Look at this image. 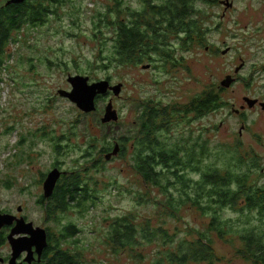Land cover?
Returning a JSON list of instances; mask_svg holds the SVG:
<instances>
[{
    "label": "rangeland",
    "instance_id": "obj_1",
    "mask_svg": "<svg viewBox=\"0 0 264 264\" xmlns=\"http://www.w3.org/2000/svg\"><path fill=\"white\" fill-rule=\"evenodd\" d=\"M227 2L230 7L226 6ZM88 3V19L95 13L93 4H99L100 11H104L105 5H113L109 0H88ZM41 8L52 10L49 5ZM198 8L199 17L204 15L202 24L205 26L202 27L207 31L201 40L175 36L170 41L167 60L161 54L153 55L139 65L98 66L97 37L83 35L80 23L73 26L71 22L59 23L50 13L46 21L48 28L58 31V36L43 32L41 38L38 28H24L12 35L10 44L3 46L0 64L3 68L0 69V122L13 132L8 140L6 135L1 140L7 151L4 158L0 157V172H8L10 180L0 177V207L12 209L15 216L25 212L28 219L25 223L55 233V223L45 220L42 207L37 205V199L43 194L40 175H46L54 161L64 167L74 166V161L82 162L89 148V156L99 161L94 176L102 197H98L97 207L91 208L83 217L75 212L65 215L66 221H72L83 230L76 237L79 244L87 246L83 264L134 263L136 257L130 256L129 252L110 255L113 251L104 244L105 239L103 242L97 239L108 229L109 222L104 218L122 215L134 216L138 223L149 220L151 231H162L160 239L145 246L144 254L149 256L148 259L166 251L180 252L181 241L198 240V234L215 220L223 224L224 229L221 234L218 231L209 233L206 242L212 254L209 264H262L244 255L242 240L255 229L264 236L263 218L255 211H245L237 206L207 212L214 215H201L185 205L175 212L170 208L177 196L174 189L166 194L144 184L131 169L129 153L120 156L108 147V141H111L119 153L116 143L138 129L142 109L152 106L158 111H170L173 108L178 115L193 104L197 96L208 94L212 104L206 110L186 118L179 117L176 122L173 117L165 135L170 137L171 134L175 141L176 137L189 134L191 141L196 138L198 143L206 144L209 153L238 145L241 155L255 160L256 174L251 176L250 182L264 186V172H261L264 171V136L262 139L254 136L259 117L257 113H250V132L238 141L242 124L233 114V109L243 102V96L264 98V0H221L214 5H198ZM60 18L64 20V14H60ZM91 28L92 25L87 23L85 29ZM29 48H33V52ZM25 50L30 53L23 52ZM91 61L90 67L85 66ZM242 63L244 69L236 72ZM29 66L32 72H27ZM146 66L148 68L143 69ZM18 74L31 82L29 88L22 89L14 84L12 80ZM76 76L88 77L89 84L106 81L109 88L121 85L120 92L114 95L108 90L106 95L95 99V111L84 113L59 94L71 91L67 78ZM227 76L234 81L244 78L247 87L232 83L224 91L221 82ZM109 102L118 117L114 123L103 124L104 109ZM171 118L168 113L167 119ZM159 119L165 121L163 117ZM22 137L28 139L25 141L27 149L16 147L17 139ZM106 146L107 149L102 151ZM108 154L110 158L106 159ZM209 164H213L212 158H209ZM190 173V179L197 178L196 172ZM4 185L10 187L4 188ZM137 192H141V198L136 196ZM62 221L66 223L63 218ZM21 237L24 235L14 236L16 239ZM10 246L9 243L1 246L0 253L9 252ZM65 248L73 251L72 246ZM21 255L23 260L27 257L26 252ZM19 257L15 264H27L19 261ZM33 258L31 263L37 264V255Z\"/></svg>",
    "mask_w": 264,
    "mask_h": 264
},
{
    "label": "trees",
    "instance_id": "obj_2",
    "mask_svg": "<svg viewBox=\"0 0 264 264\" xmlns=\"http://www.w3.org/2000/svg\"><path fill=\"white\" fill-rule=\"evenodd\" d=\"M87 1L52 0L48 3L52 5L51 11L43 10L41 7H44L42 6L44 4L29 3L18 7L17 14L12 11L5 13V16L17 15V31L22 25H27L29 29L38 28L41 38L43 32L52 35L59 33L48 28L46 22L50 18L48 13L62 24L71 22L73 26L80 23L83 35L97 37L100 54L98 66L108 67L115 63L126 66L142 64L144 60L159 54L167 60L168 51L171 50L169 44L175 36L201 40L207 31L202 27L205 26L202 24L204 15L201 14L199 17L198 5H214L221 2V0H139L135 3L133 0H109L113 5L103 6L104 11H100L99 4H93L95 13L88 19ZM60 14H64V20H61ZM0 22L1 44L2 40L8 39L6 27L12 23L6 18ZM87 23L92 25L89 31L85 29ZM32 49L29 48L31 52ZM23 52L30 53L26 50ZM91 65L92 61L85 64L87 67ZM26 69L27 72H32L31 66ZM20 76L18 74L16 79L12 80L14 84L17 83L22 89L29 88L31 82L26 76H22L23 78ZM211 104V95L204 94L197 96L194 103L178 115L173 108L170 111H158L152 106L142 109L137 122L138 129L132 130L126 139L122 138L116 143L119 147L118 154L126 156L129 153L131 169L144 184L159 188L166 194L171 193L172 189L175 190L177 194L175 204L170 206L175 212L189 205L201 215H214L207 212L241 206L245 211H255L264 221V186L250 182L251 176L256 174L255 160L244 157L236 148L221 147L209 153L206 144L198 143L196 138L191 141L189 134L178 136L175 141L171 134L170 137L165 135L173 117L176 122L177 118H186L190 114L204 111ZM168 113L172 116L171 119H167ZM160 117L165 121H160ZM108 147L114 150L111 141H108ZM105 149L107 146L102 151ZM89 150V148L86 150L85 153L88 154L83 156L82 162L74 161V166L64 167L62 163L55 161L52 164L51 168L59 170L61 176L52 196L44 199L42 194L37 199V205L42 207L45 220L55 223L56 230L54 233L46 228L47 246L41 254V262L37 264L84 263L83 253L87 246L79 244L76 239L83 230L72 221H66L65 215L75 212L79 217H83L82 215L88 213L91 208L97 207L100 199L98 197H102L94 176L99 161L89 156ZM209 158H212V165L209 164ZM191 171L196 172V179H190ZM49 172L40 175V183L43 184ZM9 187L4 185V188ZM136 196L141 198L139 197L141 192H137ZM104 220L109 222L108 229L103 233V237L96 238L102 242L105 239L104 244L106 243L113 251L110 255L129 252L130 256L136 257L133 264L193 262L209 264L212 257L211 248L206 244L209 233L218 231L221 234L224 229L223 224L213 220L210 226L198 234V240L181 241L180 252L166 251L154 259H148L149 256L144 254V248L153 240L160 239L162 231H151L149 220L138 223L137 218L130 215ZM242 240L244 255L264 264L262 245L264 236L258 229ZM68 246H72L73 251L65 248Z\"/></svg>",
    "mask_w": 264,
    "mask_h": 264
},
{
    "label": "water",
    "instance_id": "obj_3",
    "mask_svg": "<svg viewBox=\"0 0 264 264\" xmlns=\"http://www.w3.org/2000/svg\"><path fill=\"white\" fill-rule=\"evenodd\" d=\"M24 0H11L10 3H20ZM226 6L230 7V3H226ZM148 68V66L143 67V69ZM88 77H68L67 82L71 86V91H62L59 94L61 97H64L71 101L72 103L76 104L78 109L83 111L84 113H90L96 110L95 99L101 95H106L108 90L112 91L114 95H117L120 92L121 85L116 87L109 88V84L106 81H101L100 83H88ZM234 82L230 76H227L226 79L221 82V86L224 88L229 87ZM255 102V101H252ZM117 113L112 110L111 102L106 105L104 109V118L102 119L101 123H109L115 122L117 120L116 116ZM117 148L113 150V154H118ZM109 154L106 156V159H109ZM61 176V172L57 169H52L45 181L42 184L43 189V198L48 199L52 196L53 190ZM0 224L4 225H11L13 221L17 224L15 228L12 230L11 234L9 235V244L11 245L12 251V258L9 261V264H15V260L20 256L23 252H26L27 257L23 260L27 262V264H32L31 262L34 261L33 254L37 255V262H40L41 254L43 250L47 246V235L46 231L40 229L38 227H34L33 223H25L24 219H16L10 217L8 215H0ZM24 228L26 230H24ZM23 234L24 237L20 239H14V235Z\"/></svg>",
    "mask_w": 264,
    "mask_h": 264
},
{
    "label": "flooded vegetation",
    "instance_id": "obj_4",
    "mask_svg": "<svg viewBox=\"0 0 264 264\" xmlns=\"http://www.w3.org/2000/svg\"><path fill=\"white\" fill-rule=\"evenodd\" d=\"M10 1L11 0H0V20L6 18L7 20H9L12 23V25L6 27L8 39L6 41L2 40V42L0 44V64H1V56L3 55V52H2L3 46L5 44L6 45L10 44V41L13 39L12 35L18 31H20L21 29H24V28L29 29L27 25H22L21 28L17 31V29H18L17 15H13L11 17H8V16H5V13L7 14V13H10L13 11L12 13L17 14V11H18L17 8L18 7L29 4V3L44 4L42 6H45V4H46L48 6L49 5L48 3H51L52 0H24L20 3H10ZM49 6H52V5H49ZM0 26L2 28V22H0ZM11 44H13V43H11ZM243 69H244V67H243V63H242V66L240 68L236 69V72H239L240 70H243ZM239 77H242V75H239ZM234 83H240L243 88H245V86L248 84L244 81V78H238V79H236V81L233 82V84ZM227 89H228V87L224 88V91H227ZM242 101L243 102L239 104L238 108L233 109V114L238 116L239 121L242 124V129L240 130L239 135H237V140L242 141L244 139V137H246V135L250 132L249 127H250V124L252 123L251 121L249 122V120H248V118L250 117V113H257V115L259 117V119L257 120V122L254 126V129H255L254 136L257 139H262L264 136V133L261 134L262 129L264 128V121H262V120H264V98H262V97L251 98L248 96H243ZM252 101H255V102H252ZM173 121H175V119ZM6 130L7 129L4 127V124L2 122H0V157H3L4 152L7 151L5 149V144H2V141H1L2 139H4L3 138L4 135H6L7 140L9 138V136H11V135L13 136V132H9V130H7V131ZM243 130L245 131V135H243ZM263 132H264V129H263ZM27 140L28 139L26 137H22V138L17 139V146L16 147L17 148L20 147L22 149H27L28 143L27 142L25 143V141H27ZM234 148L239 150L238 145ZM16 167H18L17 163H16ZM261 172H264V171L262 170ZM7 173L8 172H3V171L0 172L1 180H4V179L10 180V179H8ZM11 175H12V173H11ZM27 178L29 181L31 176L29 175ZM0 205H2V204L0 203ZM20 208L21 207L18 206L17 210L20 211ZM0 215H8L10 217L17 218L18 220L21 218H23L24 221L28 220L25 212L23 213V215L20 214L18 216H15V213L13 212V210L6 208V207H5V209H3V207H0ZM16 224L17 223L15 221H13L11 225L0 224V247L5 245L6 243L7 244L9 243V240H8L9 235L11 234L12 230L15 228ZM14 236H13V238H14ZM22 255L19 257V261L23 260L21 258ZM24 255H25V253H24ZM10 259H11V248H10L9 252H6V253L3 252V254L0 253V264H9Z\"/></svg>",
    "mask_w": 264,
    "mask_h": 264
},
{
    "label": "clouds",
    "instance_id": "obj_5",
    "mask_svg": "<svg viewBox=\"0 0 264 264\" xmlns=\"http://www.w3.org/2000/svg\"><path fill=\"white\" fill-rule=\"evenodd\" d=\"M25 253V252H24ZM26 256H27V254H26ZM33 256L35 257V253L33 254ZM11 258H12V251H11ZM24 262V261H23ZM39 263V262H38Z\"/></svg>",
    "mask_w": 264,
    "mask_h": 264
},
{
    "label": "bare ground",
    "instance_id": "obj_6",
    "mask_svg": "<svg viewBox=\"0 0 264 264\" xmlns=\"http://www.w3.org/2000/svg\"><path fill=\"white\" fill-rule=\"evenodd\" d=\"M55 189V188H54ZM53 192H54V190H53Z\"/></svg>",
    "mask_w": 264,
    "mask_h": 264
}]
</instances>
